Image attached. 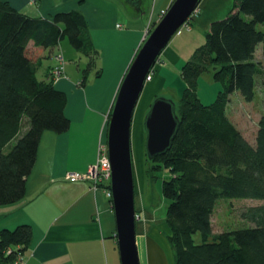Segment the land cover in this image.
<instances>
[{
    "label": "trees",
    "instance_id": "trees-1",
    "mask_svg": "<svg viewBox=\"0 0 264 264\" xmlns=\"http://www.w3.org/2000/svg\"><path fill=\"white\" fill-rule=\"evenodd\" d=\"M263 23L264 0H234L224 18L211 22L204 43L182 66L185 87L174 101L178 129L169 149L150 160L153 168L162 166L169 172L160 191L168 202L165 221L174 264H264V203L241 211L247 222L244 227L220 232L212 228L218 199L264 201V114L253 141L227 114L234 91L250 102L259 83L264 96V70L256 59L260 43L264 55V30L257 27ZM86 28L78 10L58 12L50 19L32 17L0 0V204L24 196L41 133L46 129L61 133L70 126L64 113L65 92L55 87L47 71L45 79H37L38 66L26 52L27 43L48 48L67 38L76 50L90 56L87 67H91L96 50ZM207 70L221 89L214 101L204 104L197 94V80ZM24 118L27 129L5 152ZM195 233L200 234V242L195 241ZM31 239L29 224L2 229L0 264H14L16 254L24 255Z\"/></svg>",
    "mask_w": 264,
    "mask_h": 264
},
{
    "label": "crops",
    "instance_id": "crops-1",
    "mask_svg": "<svg viewBox=\"0 0 264 264\" xmlns=\"http://www.w3.org/2000/svg\"><path fill=\"white\" fill-rule=\"evenodd\" d=\"M5 1L32 17L50 19L58 12L80 11L87 23L86 36L96 53L92 55L91 67H87L90 56L76 50L79 54L77 58L81 60V55L86 57V65L81 68L80 61L75 64V70L67 68L68 74L65 71L70 64L58 53L64 61L63 72L53 81L55 87L67 96L64 113L70 119V126L61 133L48 129L41 133L35 162L26 178L24 196L16 202L0 204V231L20 224L31 226V244L24 253L22 264H120L115 217L106 189L102 186L92 187L89 180H68L65 175L68 172L86 171L96 160L99 141L106 142L104 133L107 131L112 102L129 63L144 40L147 26L138 24L139 14L134 19L131 15H123L118 0ZM172 1L158 0L155 8L157 16ZM233 2L200 0L189 21L190 29L180 27L183 30L176 32L178 42L175 44L182 38L186 40L190 37L194 44L192 47L196 48L199 38L205 37L211 22L224 18ZM168 44L155 63L153 76L146 81L141 95L147 89L152 99L165 94L176 102L185 83L182 81L180 87L168 85L167 75L161 72L163 67L167 72L171 71L166 68L168 61L176 65L179 60ZM260 46L263 48L260 43L257 49ZM56 49L65 50L61 40L48 48L34 45L31 40L26 46L28 56L37 66H42L43 58H50L52 63L46 65L47 72L57 63V54L52 58ZM69 54L73 56V52ZM94 67L97 69L96 75L100 70L98 78L94 83H86V76ZM27 127V119L24 118L21 131L12 141ZM136 203L135 198V208ZM143 208L144 216L157 209L155 205ZM145 249L146 264H174L171 246L167 255L158 254L157 248H153L151 240L147 239Z\"/></svg>",
    "mask_w": 264,
    "mask_h": 264
},
{
    "label": "water",
    "instance_id": "water-1",
    "mask_svg": "<svg viewBox=\"0 0 264 264\" xmlns=\"http://www.w3.org/2000/svg\"><path fill=\"white\" fill-rule=\"evenodd\" d=\"M142 12L141 0H124ZM200 0H173L144 37L119 84L109 112L106 147L111 164V203L116 224L120 264H140L136 243L134 168L131 150V122L146 77L162 50L179 27L197 8ZM179 126L176 105L165 95L156 96L145 114V153L149 160L169 149Z\"/></svg>",
    "mask_w": 264,
    "mask_h": 264
},
{
    "label": "rangeland",
    "instance_id": "rangeland-1",
    "mask_svg": "<svg viewBox=\"0 0 264 264\" xmlns=\"http://www.w3.org/2000/svg\"><path fill=\"white\" fill-rule=\"evenodd\" d=\"M157 1L156 0H141V3H140L142 12H140V14L138 15L137 19L139 20L137 22L141 26L142 25L147 26V29L149 30V32L152 30L156 22L160 19V17L167 10V8L165 10H161L159 15L157 16L156 14L157 9L155 10V8L158 6V3H159ZM117 3L119 4L120 6L119 8L123 15L127 17L131 15L133 19L136 17L137 9L134 6L127 4L126 2H124V0H118ZM184 25L185 24L183 23L180 27L182 26L185 27ZM180 27H179L180 31L183 30V28H180ZM257 27L264 30V23L258 24ZM87 31H89V29H87ZM177 36L178 35L176 33L173 37V38H176L175 41L173 42V38H172L171 40H169L170 41L169 44L168 43L167 44L170 46V48L172 49L174 53H177V59L179 60L176 62V65L168 61V66L166 68L171 71L167 72L165 67H163L164 70L161 71V72L164 71L165 74L167 75V79H168L167 84L168 85L172 84L174 87H180L183 81L181 77V69L184 63L187 61L188 57L191 56L192 48H193L192 45H194L190 37L187 38L186 40L182 38V41L180 40L178 44H175L178 42ZM199 39L200 40L197 46L204 43L205 37L203 38L200 37ZM61 41L63 43V47L65 48V50L56 49L55 50L56 52L52 54L53 55L52 58H54V55L58 53L63 55L64 61L70 64L68 65V67L66 66V71L64 70L67 74L69 73L68 72L69 69L67 68H73L75 70V67H74L75 64L78 62L80 63V61H81L80 66L81 68H83L86 65V62H85L86 57L84 55H81L82 59L80 60V58H77L79 57V54L77 53L76 49L69 43L68 39L65 38V39H62ZM193 49H195V47ZM262 51H263L262 46L258 47L257 52H256V55H257L256 59L260 60L261 67L264 70V55ZM69 52H73V56H71ZM51 63L52 61L50 60V58H43L42 66L41 65L40 67L38 66L39 68H37V71H36L37 79L39 80L45 79L46 65L47 64L49 65ZM98 63L99 62H97V64ZM96 67H94L93 70L89 71V74L86 76V83H94L97 80L98 76L95 74V71L97 70ZM99 67L100 69H102V64H100ZM154 67L155 65L153 66L152 70H154ZM47 73L50 79L55 78L52 68ZM151 73H152L151 75L153 76V72ZM156 74H159V72H156ZM258 85L255 87V96L252 101L247 102L243 99V97H241L240 93L233 92L230 94L229 101L227 103L228 117L235 124V126L242 132L245 138L248 139L249 141L254 140L258 121L261 115L264 114V96L262 94V89L260 88V85L259 86ZM220 89H221V84L215 81L211 70H207L199 76L197 80V94L204 104H209L212 101H214ZM151 99H152L151 96L149 97L148 95L147 97H145L143 101L146 103V108L142 110V115H143L142 127H143V121H144L145 114L150 106V103L152 102L154 98L152 100ZM143 132H144V128H143ZM105 134L106 132L104 133V136ZM144 137H145V134H144ZM14 142L15 140L10 142L9 145H7L5 152L11 148ZM131 150H132L133 168H134L135 198L137 202L136 203L137 206L135 209L138 215V222H141L144 219V213H143L144 208L143 207L155 205L157 209L154 210V213L159 214L158 221L162 223L163 229L164 227L165 229H167V234H168L169 231H168V227L165 221V210H166V206L168 202L162 196L161 191H160L162 180L169 176L168 169L162 166L158 167V169L153 168L154 163L148 160L146 153H145L144 146L142 148L143 150L142 161H140V159H138L136 154H134L132 147H131ZM261 203H264V201H260L258 199H252V198H233V199L220 198L218 199L215 205L216 206L215 210L212 215L213 231L220 232L223 230L244 227L247 222L241 218V211L244 210L248 206L257 205ZM167 234L164 233V236H166ZM166 239L168 241L167 236H166ZM194 239L196 242H200L201 241L200 234L195 233Z\"/></svg>",
    "mask_w": 264,
    "mask_h": 264
},
{
    "label": "bare ground",
    "instance_id": "bare-ground-1",
    "mask_svg": "<svg viewBox=\"0 0 264 264\" xmlns=\"http://www.w3.org/2000/svg\"><path fill=\"white\" fill-rule=\"evenodd\" d=\"M147 89L143 92L140 99L135 106V110L131 122V147L134 154L142 161L143 146H144V134L142 127V110L146 108V103L143 102L145 97H147ZM143 141V142H142ZM143 144V146H142ZM157 213L146 214L141 222H137L136 225V243L139 255V261L141 264H146V240L150 239L152 246L157 248L156 252L158 254L167 255L169 253V243L164 236L167 234V229H163L162 223L158 221ZM160 227V228H159Z\"/></svg>",
    "mask_w": 264,
    "mask_h": 264
},
{
    "label": "built area",
    "instance_id": "built-area-1",
    "mask_svg": "<svg viewBox=\"0 0 264 264\" xmlns=\"http://www.w3.org/2000/svg\"><path fill=\"white\" fill-rule=\"evenodd\" d=\"M196 9L190 14L187 20L184 22V26L187 29H190V19L195 14ZM188 21V22H187ZM119 26V25H118ZM149 33V30L146 29L144 32V37ZM57 60L56 65L53 66L52 70L54 76L57 78L63 72V58L60 54L55 55ZM151 79V71L146 77V81ZM65 178L68 180H89L91 181L92 187L102 186L106 189L107 195L111 198V191L109 189L110 179H111V164L109 157L107 155L106 143L99 141L97 147V157L96 160L91 163L86 171L84 172H68L65 175ZM138 216V215H137ZM24 255L18 252L16 254V259L14 264H22L24 261Z\"/></svg>",
    "mask_w": 264,
    "mask_h": 264
}]
</instances>
